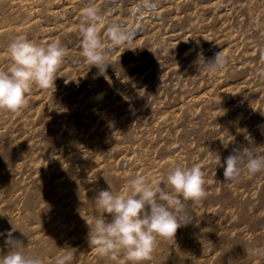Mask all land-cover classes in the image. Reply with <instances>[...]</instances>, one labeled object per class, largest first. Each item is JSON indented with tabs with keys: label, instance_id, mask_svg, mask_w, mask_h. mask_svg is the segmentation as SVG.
<instances>
[{
	"label": "rangeland",
	"instance_id": "rangeland-1",
	"mask_svg": "<svg viewBox=\"0 0 264 264\" xmlns=\"http://www.w3.org/2000/svg\"><path fill=\"white\" fill-rule=\"evenodd\" d=\"M89 2L0 0V70L19 35L67 48L55 87L34 85L19 115L0 112V255L15 226L43 264L69 250L72 264H128L88 243L98 191L127 194L137 176L198 164L207 196L196 219L158 239L145 264H264L246 252L264 248V172L232 184L217 166L234 148L264 155V0H94L107 48L108 24L134 36L102 76L82 57ZM221 51L225 70L199 68V53L207 62Z\"/></svg>",
	"mask_w": 264,
	"mask_h": 264
},
{
	"label": "clouds",
	"instance_id": "clouds-1",
	"mask_svg": "<svg viewBox=\"0 0 264 264\" xmlns=\"http://www.w3.org/2000/svg\"><path fill=\"white\" fill-rule=\"evenodd\" d=\"M102 16L90 0L83 10L79 31L82 34V57L89 67L98 69L97 76L106 75L112 65L109 53L120 47L131 49L134 36L119 23L105 28L111 48L105 46L99 24ZM11 65L0 70V112L19 115L29 105L27 98L35 85L42 90L55 87L57 71L63 63L67 48L60 42L45 46L30 41L26 36L15 37L7 46ZM228 58L223 52L205 61L202 53L196 63L210 72L227 68ZM217 166L223 167L225 182L239 183L242 175L254 176L264 172V155L255 154L250 147L234 148ZM204 171L196 164L191 167H170L163 180L150 182L137 176L129 182L127 194L100 190L94 198L97 215L85 220L88 226V243L97 255L111 259L123 253L128 264H145L151 261L158 239L175 238L180 227L196 219L193 209L206 199ZM163 185V186H162ZM107 214V215H106ZM110 217V219H109ZM20 229L12 226L7 233L6 255H0V264H43L42 259L25 251V244L12 233ZM21 232V231H20ZM23 233V232H22ZM24 234V233H23ZM247 255L264 257V248L247 250ZM73 253L65 251L56 257L54 264H72Z\"/></svg>",
	"mask_w": 264,
	"mask_h": 264
}]
</instances>
